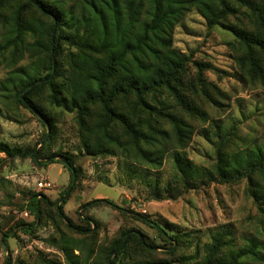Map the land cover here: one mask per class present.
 Segmentation results:
<instances>
[{
	"label": "rangeland",
	"instance_id": "rangeland-1",
	"mask_svg": "<svg viewBox=\"0 0 264 264\" xmlns=\"http://www.w3.org/2000/svg\"><path fill=\"white\" fill-rule=\"evenodd\" d=\"M18 4H26V1L8 0L7 8L0 6V12L9 15ZM33 15L39 13L28 8L26 16ZM225 24L249 32L255 29L246 8L229 16ZM7 32L0 21V43ZM173 45L191 54L193 59L179 88L184 102L177 103L171 97L164 100L171 111L194 128L189 146L179 153L180 158L193 166L212 170L221 138L226 140L224 150L228 153L262 144L264 82L252 78L248 64L241 61L245 49L239 39L225 27L208 28L205 17L193 7L176 26ZM60 56L63 66V55ZM42 61L44 75L47 55ZM28 62L26 56L21 60L18 57L15 62L10 56H0V84L15 68ZM53 63L55 73V59ZM196 63L206 65L200 79ZM12 91V88L0 90V144L23 151L34 148L39 153L42 150L43 157L38 156L39 162L32 156L10 157L0 152V264L8 258L11 264H66L63 252L50 243L53 238L64 237L79 240L75 254L82 263L89 258L90 262L98 260L102 264L107 260L115 264L159 260H168L170 264H197L203 262L207 245L218 233L227 234L228 244L222 248L223 255L231 248L239 250L250 240H256L261 259H250L246 264H264V209L259 210L250 196L247 180L230 185L211 183L199 190L183 191L179 187L171 199L154 200L144 178L157 180L161 185L168 182L174 174L172 154L159 169H147L131 161L125 164L115 156H91L84 148L76 114L53 107L47 87L36 90L33 99L51 117L49 132L40 118L17 102ZM48 135L52 137L42 147ZM62 154L73 160L79 172L72 188L69 187L71 173L63 165ZM50 155L54 157H48ZM51 158L56 162L47 161ZM256 179L264 186V177ZM42 180L50 181L51 188L40 191L37 184ZM38 193L50 201H42L39 219L26 209L31 197ZM62 198H67L64 218L57 214ZM141 219L158 223L168 234L177 235L178 240H168ZM22 221L37 225L29 233H23L15 229ZM77 226L86 231L80 232ZM13 229L16 235L12 234ZM128 231L130 235L124 240L123 253L119 257L113 253L107 258L112 247ZM5 234H10L7 246L3 243ZM138 234L143 240L156 244L155 253L143 250L137 240L129 239ZM171 251L173 254H169Z\"/></svg>",
	"mask_w": 264,
	"mask_h": 264
},
{
	"label": "trees",
	"instance_id": "trees-1",
	"mask_svg": "<svg viewBox=\"0 0 264 264\" xmlns=\"http://www.w3.org/2000/svg\"><path fill=\"white\" fill-rule=\"evenodd\" d=\"M25 1L26 4H18L9 15L0 12V21L8 29L5 40L0 43V56H10L13 62L26 56L29 61L10 72L0 84V90L12 88L17 102L29 109L20 98L21 92L30 84L46 80L28 89L24 99L52 127L51 117L33 99L36 90L47 87L53 107L76 114L84 148L91 156H115L125 164L131 161L147 169H159L172 154L174 174L168 182L161 185L157 180L144 178L154 200L171 199L179 187L183 191L199 190L211 183L230 185L247 180L250 196L259 210L264 209V186L256 179L264 177V141L228 153L224 150L226 140L221 138L216 146L213 169L193 166L181 159L179 153L189 146L194 128L164 102L168 97L177 103L184 102L179 88L183 86V77L193 59L191 54L174 47L173 36L176 26L193 7L205 17L208 28L225 27L239 39L245 49L241 61L248 64L252 78L264 82V0H35L52 16L41 12L30 0ZM7 5L8 0H0L2 8ZM30 7L39 15L27 17L26 10ZM241 8L250 11L254 31L225 24L227 18L235 16ZM45 55L47 72L43 75ZM60 55H63V66ZM53 59L56 70L52 74ZM196 66L200 79L206 65L196 63ZM51 137L44 138L42 147ZM0 152L10 157L32 156L36 160L34 148L23 151L0 144ZM38 156L43 157L42 150L37 159ZM62 156L68 162L63 165L71 173V187L73 172L77 177L79 172L70 157ZM42 201L50 202L38 193L26 205L37 219L41 218ZM66 203L67 198L57 209L60 218L65 217L63 207ZM108 203L118 208L113 202ZM53 205L56 206V202ZM141 220L162 232L168 240H178L177 235L168 234L158 223ZM36 225V222L22 221L15 229L29 233ZM77 228L80 232L86 231ZM15 229L11 230L13 235H16ZM129 233L112 247L107 258L113 253L118 257L123 253L124 240ZM226 235H215L206 247L203 262L197 264H246L250 259H261L256 240H250L239 250L231 248L223 255L222 248L228 244ZM9 237L10 234L3 237L5 246ZM129 239L137 240L147 252L156 251V244L139 235H131ZM78 242L65 237L50 240L52 246L63 252L66 264H102L98 260L90 262L89 258L82 263L75 254ZM170 263L159 260L131 264ZM4 264H11V259H6ZM104 264L115 263L107 260Z\"/></svg>",
	"mask_w": 264,
	"mask_h": 264
},
{
	"label": "water",
	"instance_id": "water-1",
	"mask_svg": "<svg viewBox=\"0 0 264 264\" xmlns=\"http://www.w3.org/2000/svg\"><path fill=\"white\" fill-rule=\"evenodd\" d=\"M31 2H32V4L35 6V7H37L41 12H44L45 14H48L49 16H52L50 13H48L42 6H40V4L38 3V2H36L35 0H30ZM54 37H55V32L53 33V41H54ZM54 73V68H53V71H52V74ZM44 81H46V80H44ZM44 81H37V82H35V83H33V84H30L28 87H26L22 92H21V94H20V98L23 100V102H24V104L30 109V110H32L33 112H34V114L38 117V118H40V120H42L44 123H45V125H46V127L48 128V132H49V125H48V123L45 121V119L24 99V93L28 90V89H30V88H32L33 86H35L36 84H40V83H42V82H44ZM37 154H38V152H37V150H35V158H36V160L37 161H39L38 159H37ZM52 160H54V158H51V159H48L47 161H49V162H51ZM61 160L63 161V163L65 164V165H67L68 164V162H67V160L66 159H64V158H61ZM40 162V161H39ZM75 179H76V175H75V173L73 172V184L75 183ZM72 188V187H71ZM71 192V190H69L68 192H67V194H69ZM62 200H63V198H62ZM60 206V205H59ZM58 206V207H59ZM130 235V234H129ZM142 239H143V237H142V235L141 234H138ZM125 243V242H124ZM157 249V248H156Z\"/></svg>",
	"mask_w": 264,
	"mask_h": 264
},
{
	"label": "built area",
	"instance_id": "built-area-1",
	"mask_svg": "<svg viewBox=\"0 0 264 264\" xmlns=\"http://www.w3.org/2000/svg\"><path fill=\"white\" fill-rule=\"evenodd\" d=\"M37 185H38L37 187H38L39 190H46V189L51 188V186H52L51 182L48 181V180L39 181ZM24 215L28 216V213L25 211Z\"/></svg>",
	"mask_w": 264,
	"mask_h": 264
}]
</instances>
